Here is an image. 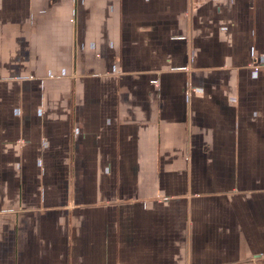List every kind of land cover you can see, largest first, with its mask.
<instances>
[{"label":"crops","instance_id":"1","mask_svg":"<svg viewBox=\"0 0 264 264\" xmlns=\"http://www.w3.org/2000/svg\"><path fill=\"white\" fill-rule=\"evenodd\" d=\"M264 0H0V264H264Z\"/></svg>","mask_w":264,"mask_h":264},{"label":"built area","instance_id":"2","mask_svg":"<svg viewBox=\"0 0 264 264\" xmlns=\"http://www.w3.org/2000/svg\"><path fill=\"white\" fill-rule=\"evenodd\" d=\"M263 65H264V62L261 63V64H256V65H254V69H255V70H259L260 67L263 66Z\"/></svg>","mask_w":264,"mask_h":264}]
</instances>
